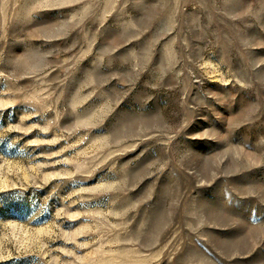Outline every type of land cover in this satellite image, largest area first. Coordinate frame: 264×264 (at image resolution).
Here are the masks:
<instances>
[{
	"label": "rangeland",
	"instance_id": "1",
	"mask_svg": "<svg viewBox=\"0 0 264 264\" xmlns=\"http://www.w3.org/2000/svg\"><path fill=\"white\" fill-rule=\"evenodd\" d=\"M0 264H264V0H0Z\"/></svg>",
	"mask_w": 264,
	"mask_h": 264
}]
</instances>
